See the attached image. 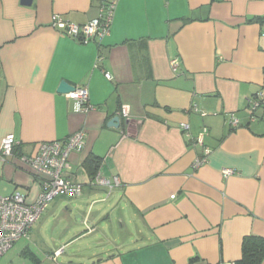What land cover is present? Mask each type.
Instances as JSON below:
<instances>
[{"label":"crops","instance_id":"1","mask_svg":"<svg viewBox=\"0 0 264 264\" xmlns=\"http://www.w3.org/2000/svg\"><path fill=\"white\" fill-rule=\"evenodd\" d=\"M104 1L0 0V147L9 133L17 140L0 160V196L36 200L41 181L20 156L86 134L68 176L83 194L56 198L20 255L35 264H236L246 236L264 237V109L251 118L264 94V0H117L110 34L88 43L51 26L55 14L85 24ZM62 80L88 87L93 107L76 112L58 92ZM117 115L120 126H110ZM204 128L211 153L195 169ZM89 157L120 185L93 184ZM113 208L130 216V236L112 237L113 224L126 228Z\"/></svg>","mask_w":264,"mask_h":264},{"label":"built area","instance_id":"2","mask_svg":"<svg viewBox=\"0 0 264 264\" xmlns=\"http://www.w3.org/2000/svg\"><path fill=\"white\" fill-rule=\"evenodd\" d=\"M117 0H105L102 5V14L85 24H76L63 19L55 14L51 18V26L63 32L81 43H88L95 37L104 38L110 34L113 24ZM174 70L177 69V61L171 62ZM105 76L111 79V74ZM74 102L76 112H87L93 106L90 103L88 87H75L67 93ZM253 120L257 119V111L264 109V94L260 93L251 101ZM119 115L130 119L128 105L121 107ZM237 126L238 120L232 122ZM180 128L184 131L190 129L188 123H182ZM208 129L204 128L195 138V142L202 147V155L197 157L193 167L195 169L207 163L211 150L205 146V135ZM86 134L77 131L61 140L43 141L36 143L35 150L30 154L21 155L19 161L29 166L41 181L42 189L34 201H30L25 193L15 191L6 196H0V258L3 257L20 240L28 239L33 226L43 215L49 205L58 197L75 198L83 194L82 184L68 178L71 170L70 154L73 151H82L85 148ZM17 140L13 133L2 138L0 147V160L6 161L14 152ZM225 175L235 173L234 169L225 168ZM98 186L107 187L109 190L120 185L119 177L106 178L98 172L92 180Z\"/></svg>","mask_w":264,"mask_h":264},{"label":"rangeland","instance_id":"3","mask_svg":"<svg viewBox=\"0 0 264 264\" xmlns=\"http://www.w3.org/2000/svg\"><path fill=\"white\" fill-rule=\"evenodd\" d=\"M70 204H71L70 202H67L65 207H64L65 211L68 212V213L65 214V216L68 218V216L71 215L73 221H76L77 220L76 219L77 214L72 215L70 213V211L72 210ZM68 206L70 208L66 210V207H68ZM113 209H115V208H113ZM121 217L124 218V221L126 223L125 232L120 233L119 229H117L118 228L117 225L113 224L112 227H111L112 237L120 236L121 234L124 235L125 233L128 236H130L131 233L134 232V225L131 224V222H130V216L126 212L122 211L120 208L113 210V213H112V221H113V223H116V220L119 221V219ZM119 226H120V224H119ZM120 227H123V226H120ZM23 243H24V240L18 241L13 246L12 249H10L3 257L0 258V264H35L29 257H24V256L20 255V253H21V249L20 248L22 247ZM102 247L103 246H100L99 244L95 245V249H97V251H99V253H101V255L104 256V255H106L105 254L106 252L104 250H102ZM105 247H108V245H106ZM112 247H113V244H112ZM35 249H36L35 250L36 251L35 254L38 256L39 259L43 260V259L46 258V255L44 256L43 251H42L44 249V246H39L38 248H35ZM59 262L61 263L60 260H59Z\"/></svg>","mask_w":264,"mask_h":264},{"label":"trees","instance_id":"4","mask_svg":"<svg viewBox=\"0 0 264 264\" xmlns=\"http://www.w3.org/2000/svg\"><path fill=\"white\" fill-rule=\"evenodd\" d=\"M255 21H263L262 17H257ZM188 21V20H187ZM100 162L96 158L89 157L85 161V166L92 178L97 174ZM264 262V237L248 235L243 240L242 257L236 264H261Z\"/></svg>","mask_w":264,"mask_h":264},{"label":"water","instance_id":"5","mask_svg":"<svg viewBox=\"0 0 264 264\" xmlns=\"http://www.w3.org/2000/svg\"><path fill=\"white\" fill-rule=\"evenodd\" d=\"M31 2L32 0H23V3L28 4V5L31 4ZM74 89H75L74 85L70 84L66 80H62L58 87V92L66 94V93H69L70 91H73ZM120 122H121V118L119 115H117L109 121V125L114 126V127H119Z\"/></svg>","mask_w":264,"mask_h":264}]
</instances>
